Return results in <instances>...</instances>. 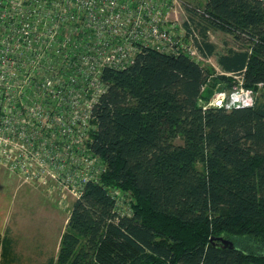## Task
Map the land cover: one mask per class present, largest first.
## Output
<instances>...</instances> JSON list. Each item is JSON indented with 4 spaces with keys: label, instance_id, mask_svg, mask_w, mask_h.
<instances>
[{
    "label": "trees",
    "instance_id": "1",
    "mask_svg": "<svg viewBox=\"0 0 264 264\" xmlns=\"http://www.w3.org/2000/svg\"><path fill=\"white\" fill-rule=\"evenodd\" d=\"M200 8L195 45L215 56L219 82L231 86L228 74H238L245 88L264 83V4ZM210 28L240 47L217 51ZM207 75L188 54L154 48L101 71L86 147L104 170L83 184L43 264H264V99L200 104ZM113 189L130 192L126 211H117ZM18 256L0 234V264H19Z\"/></svg>",
    "mask_w": 264,
    "mask_h": 264
},
{
    "label": "built area",
    "instance_id": "2",
    "mask_svg": "<svg viewBox=\"0 0 264 264\" xmlns=\"http://www.w3.org/2000/svg\"><path fill=\"white\" fill-rule=\"evenodd\" d=\"M197 13L187 0H0V158L36 177L34 167L62 159L71 138L86 146L91 108L105 90L101 71L126 67L143 48L199 60ZM237 84L212 105H252L255 93ZM58 169L68 172L65 162ZM91 177L81 176L77 196Z\"/></svg>",
    "mask_w": 264,
    "mask_h": 264
},
{
    "label": "rangeland",
    "instance_id": "3",
    "mask_svg": "<svg viewBox=\"0 0 264 264\" xmlns=\"http://www.w3.org/2000/svg\"><path fill=\"white\" fill-rule=\"evenodd\" d=\"M187 1L202 7L205 6L207 0ZM193 19L198 21L199 17L193 15ZM180 20L181 22L184 21L183 14L180 15ZM182 25L184 26L183 23ZM194 31L198 36V27L195 25ZM207 35L215 43L217 51L228 46L239 48L241 44L239 40L234 39L230 32L224 29L210 28L207 30ZM188 38V33L185 32L183 40L186 41ZM246 46H248L247 43ZM198 61L208 74L201 95V98H207V101H204L205 99L199 100L200 104L212 105V100L217 94L228 99L230 92L237 90V83L226 87L224 83L219 82L217 76L221 71L216 64L215 56H203ZM228 75L236 81L240 78L238 74ZM250 90L255 93V97L259 98V95H262L261 98L264 99V85H257ZM72 139L66 155L59 160L65 162V171H68L65 172V175L69 176V184L66 183V176L61 174L62 170H56L59 161H55L54 165H49L47 161H44V166L36 165V168L34 167L36 175H33L36 177H32L31 175L26 176L18 165L13 166V162L9 158H0V184H3V181L7 184L9 181L11 184H7L9 185L7 188L13 191V186H16V190H18V192L14 191L18 205H20L19 214L21 217L14 231L17 235L16 251L20 258L19 264H40L41 261L43 263L49 256L56 254L60 235L66 228L72 202L78 194V187L75 185L81 176L93 175L98 177L104 170L100 159L98 158L99 161L94 160L97 155L87 152L84 142L81 144L79 140L76 144L72 142ZM57 147L59 148H57L58 151L61 152V146L57 145ZM54 150L56 151L55 148ZM25 160L29 161V159ZM197 167L202 168V165L197 163ZM45 169L52 174L47 173ZM3 176L8 181L3 179ZM111 193L115 196L118 212L126 211L130 207L133 199L129 191L113 189Z\"/></svg>",
    "mask_w": 264,
    "mask_h": 264
},
{
    "label": "crops",
    "instance_id": "4",
    "mask_svg": "<svg viewBox=\"0 0 264 264\" xmlns=\"http://www.w3.org/2000/svg\"><path fill=\"white\" fill-rule=\"evenodd\" d=\"M3 179L8 181V179L4 176ZM7 184L11 183L8 181ZM7 184H5L4 181L3 184H0V234L1 236L11 240V247L14 251H16L17 235L14 230L21 217L19 214L20 205H18V199L16 196V192H18V190H16V186H13V191L9 190V188H7L9 185ZM14 190H16V192ZM45 261L43 263H45ZM41 262L40 264H43Z\"/></svg>",
    "mask_w": 264,
    "mask_h": 264
}]
</instances>
